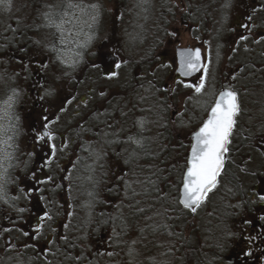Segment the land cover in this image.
I'll list each match as a JSON object with an SVG mask.
<instances>
[{
	"label": "rangeland",
	"instance_id": "rangeland-1",
	"mask_svg": "<svg viewBox=\"0 0 264 264\" xmlns=\"http://www.w3.org/2000/svg\"><path fill=\"white\" fill-rule=\"evenodd\" d=\"M100 1L83 0L85 4L100 5V17L98 24L95 25L96 39L94 44L85 51L84 62L74 71L55 62L54 54L46 47V45L53 42L52 31L42 26L43 21L40 16V13L46 10L45 5H56L58 10L63 0H11L10 9H5L0 5V103L12 95L15 89L18 96L16 97L14 112L19 117V133L15 141L18 149L15 153L16 159L12 162L14 167L9 169V178L14 182L9 183L7 186L9 198L18 196L19 199H10L9 204L0 201V211L4 209L17 213L18 208L26 204V198L17 184H19L20 177H26L28 174V158H24L23 151L27 153L25 148L27 139L32 133V127L24 116L31 110L32 100L27 98L22 101L21 97L26 92V87L28 90L32 89L38 81L42 83L46 79V87L49 89L54 88L56 93L54 96L46 97L48 107L58 109L63 106L67 108V111L61 113L59 120L51 124L50 128L63 132L64 136H68L66 137L67 141L71 137L76 138V135H79L81 149L83 150L80 162L77 164L76 169L72 171L71 181L58 182L64 186L71 184V191L69 192L68 188L65 187L66 195H61L62 199L72 200V203H70L72 210L70 211L73 215L68 217L71 219L66 233L69 237V245L66 246L63 241L58 240L57 244L52 246V250L56 254L54 256L48 255V260H53L52 264H58V259L61 260L60 264H150V258L147 257L145 252L151 254L152 251L154 253V250H146L147 248H144L142 240L136 236L137 233L128 228L127 220L124 218L127 209L123 206L121 196L117 193L118 187L112 185L114 181L112 177L119 174L118 158L126 153L128 144H132L128 141V137L136 134L141 136L140 139L145 143L148 154L139 149L140 152L142 151L139 156L142 158L145 155L150 160L145 162L141 160L142 166L137 170L141 173L138 184H134V178L129 175L128 179L125 178L126 180L121 183L123 196H125L124 200L127 197L135 196L139 189L144 188L148 184L151 174L157 169H165V174L168 176L166 179L167 185L164 186L166 191L160 185L162 191L159 193L161 195L167 193V198L168 196H175L184 165L185 153L187 152L188 134L204 118L205 104L210 103L214 98L213 92H216L222 85L234 84L240 92L241 104L245 112L242 117L243 123L250 124L254 133L258 132L261 124L264 123V52L261 50L262 43L252 44L249 40L241 42L237 51L231 52L227 45L231 40L229 37L227 40L226 37L229 33L228 28L234 26L225 24L222 30L217 31L221 20L217 23L216 20L221 16L222 1L224 16L227 14L225 19L227 18V22L230 23L241 14L243 2L253 0H240V3L236 0L235 2L238 5L231 11L229 9L234 0L213 2L209 0L210 5L207 8L212 15V21L208 32H204L205 38L203 40L208 47L207 51L210 52L208 57L212 59L209 68L207 92L198 95L194 93V90L186 89L181 84L176 83L175 91L171 95L169 92L163 91L161 93L157 89L172 88L173 81L170 80V77L167 78L168 68L161 67L162 64L168 63L167 60L162 58L159 60L157 56L165 48H171L166 40L169 36L167 33L171 31L167 21L171 13L174 14L175 11L179 10L180 0H148V3L142 6L139 0H125V11L120 10V14L113 5L107 4V9H105ZM170 2H174L175 9L169 7ZM226 4L229 6L226 7ZM118 15L125 16V20L121 24H119ZM39 24L41 25L37 27ZM262 26L263 23L259 22L258 27L261 28ZM31 30L33 34L30 33ZM85 31H87L86 28ZM223 37L224 40L222 41ZM177 38V45L180 47L185 46L188 40L190 42L191 40L200 41L197 31L190 28L187 33L180 29L177 36H175V39ZM218 38L221 43L217 40ZM108 39L121 40L120 59L127 61V65L119 70V77L112 80L100 77V71L92 69L90 67L91 62L86 61L88 57H92L91 51L96 48V44L101 40ZM242 44H248L252 48L248 47L251 49L242 51L240 49ZM72 47L74 48L75 45L73 44ZM254 51L255 53L251 54L253 57H250L248 54ZM139 52L140 54H138ZM139 56L143 57L140 63L142 75L137 77L136 73L139 71L137 57ZM41 62L48 64L47 69L39 68ZM238 64H245L244 71L237 73L235 75L237 78L233 81L228 69H234ZM25 65L28 67L26 68ZM219 67L221 68L220 72H218ZM108 70V68L105 69V71ZM65 72H70L71 75L65 76ZM87 74H94L93 89L96 92L104 90L106 85H110L111 82L115 89L119 88L120 81L124 83L122 94L126 95L125 101H119V98L113 101L116 107L122 109V118H124L122 122L111 124L112 126L108 127L110 124L108 120L104 116L98 115L94 118L98 119L99 126H97V123L92 125L89 123L77 131V125L83 121H94V119L88 120L86 117L92 112L95 101L88 98L87 106L78 103L80 96L86 95L87 82L91 81L86 78ZM85 75L87 76L85 77ZM195 81L196 76L190 79L188 83ZM159 93H161V96L164 95L160 101L157 100ZM42 94H45L44 90H42ZM188 95L192 96L190 101L187 100ZM71 96L76 97L72 104H61L65 97ZM168 97H173L175 100V108L168 107ZM138 102L142 107L141 119L146 121L142 133L138 132V125L135 121ZM21 105H24L23 108H21ZM178 108L184 111V116L178 117L175 115L171 117V113L176 112ZM76 111L80 113L79 119H77V116L72 115ZM171 118L173 119L171 120ZM0 122L7 126V117ZM112 141L116 142L113 143ZM59 142L60 140H58ZM243 144L244 147L240 152L242 154L252 151V154L249 155L252 158V163H246L242 166L245 171L240 170V173H243L246 179H243L245 178L243 176V178H240V183L245 189L251 186L253 182H259L261 185L260 191H264V174H260V171H264V155L254 150L249 141L245 140ZM134 146L136 145L134 144ZM130 152L128 151V154ZM97 154L102 158L97 160ZM172 164H176V167L172 168ZM126 170V173L129 171L133 175L136 172V167L129 166ZM253 173H256V175H253ZM50 174L54 176V172ZM43 188L45 187L42 186L41 189ZM236 189L233 185L226 187L221 183L193 216L178 208L177 203L173 205L176 210L174 208L172 213H179L177 218H180L181 221L186 219L187 222H191V230L195 227L196 231L199 232L201 241L209 247L211 243L216 244L215 248L210 247L212 249L210 252L203 250L205 253H203L202 258L206 257L207 264H214L217 260L219 261L227 252L226 245L232 242L233 200ZM43 191L41 195L44 196V202L55 203L53 195L59 198L57 197L58 191L48 188L43 189ZM90 192L94 193V196H90ZM105 192L107 195H105ZM102 199L104 201L108 200L114 205V213L117 212L118 218L113 216V218H108V221L104 217L97 218V214L104 215L100 213ZM54 206L56 205L54 204ZM215 208L219 209L216 217L211 214V211ZM106 213L111 215L109 207H106ZM161 215L156 218L151 216V219L148 220L149 228L147 231L153 229V226L158 229L155 233H152V241H150L155 243L154 254L156 257L154 256V259L157 264H169V259L173 258L174 253L172 249V258H168L170 256L168 247H171L168 240L171 236H165L160 231L168 232L171 230L170 233L173 234L176 229L180 228L173 226L172 229L171 222L174 223V216H172L173 218H161ZM93 218H95L96 227ZM90 221H92V226L94 222L95 235L91 230ZM205 224L207 225L206 228L198 229ZM163 225H167V228L162 227ZM49 226V223H45L43 231H49ZM14 227L17 228V226ZM113 229L116 230L118 235H113ZM186 229L184 228V235L188 232ZM63 232L64 229L59 231V235L64 234ZM44 236L46 234L43 232L41 239L38 241L40 246H38L36 254L32 255L26 250L29 256L21 260L18 256L24 257L25 253L20 254V252H26L24 249L17 250L16 254L15 251H6L0 254V264H45V261L38 260V257L43 255L40 249H42L41 242H43ZM19 238L18 236V239H14V241L25 243L27 240V238ZM49 239L48 236L46 241ZM133 241H135L134 245ZM220 241L224 242L225 246L218 247ZM33 242L38 243L37 241ZM71 245H75V247ZM57 246L60 249L59 252H56ZM118 247L122 250L120 251ZM130 248L135 249L133 255L129 254ZM108 251L114 254L109 256L106 254ZM76 256H79L80 259L76 260Z\"/></svg>",
	"mask_w": 264,
	"mask_h": 264
},
{
	"label": "snow or ice",
	"instance_id": "snow-or-ice-1",
	"mask_svg": "<svg viewBox=\"0 0 264 264\" xmlns=\"http://www.w3.org/2000/svg\"><path fill=\"white\" fill-rule=\"evenodd\" d=\"M140 5L148 3V0H139ZM0 5L5 9H10L11 0H0ZM226 7L229 5H225ZM179 7V5H177ZM46 10L40 13L43 21V27L48 28L52 31L53 42L50 45H46L48 50L54 54L55 62L59 65L68 69L76 70L80 64L84 62L85 51L90 49L96 39L95 25L99 22L100 17V5L98 4H85L83 0H63L57 10L56 5H45ZM264 11V7L261 9ZM257 9H253V12ZM252 16H248V23L242 24L241 27L245 28L246 31H251L254 25L251 23ZM39 26V25H38ZM85 28L87 31H85ZM173 37L177 36L176 31L167 33ZM249 40L248 35L241 34L239 36L240 42H247ZM39 43V41H37ZM253 43L260 44L264 43V35H260L253 38ZM75 45L73 48L72 45ZM107 45L103 48L91 53L92 56L97 57L96 62L91 63V67L94 69L105 68V62L107 64L108 71L104 72V78L112 80L119 77V70L127 64L126 60L122 59H111L114 52L111 50L105 51ZM236 51L237 49H233ZM248 49L245 48V51ZM174 60L178 63L177 71L181 77H191L194 74L199 73L196 76L195 82L186 83L184 80H177L175 83L183 85L186 89L194 90L195 94L203 95L207 92V84L209 77V67L211 64L210 57L205 58L202 55L201 48H176L174 50ZM27 68L28 66L25 65ZM48 64L41 62L39 64L40 69H47ZM161 67L170 68L172 64H162ZM243 72L244 69L240 68ZM65 76H70V72H65ZM236 76H232V80H236ZM40 89L44 90V95L40 96L39 99L44 101L46 97L54 96L55 89H49L46 87L47 80L45 79L42 83L37 82ZM157 91L173 92L175 89L163 88L157 89ZM100 95L103 97L106 95L105 92H101ZM213 99L210 103H206L204 107L205 116L201 119L196 130L191 133V141L189 145V152L184 157V165L181 171L179 180V187L177 188V203L182 206L183 209L196 213L197 210L203 205L208 199L209 195L213 193L221 184L222 179L227 175V166L234 163L232 159L233 153H239L244 147L243 141H249L251 147L258 151L261 155H264V123L261 124L258 132H252L251 125H246L242 121V117L245 112L241 104L240 93L234 86L229 83L228 85H222L221 89L217 92H213ZM18 93L13 90L12 95L8 96L5 101L0 103V121H3L5 117L8 119V125L5 126L0 122V201L5 204L10 203L11 200L19 199L18 196H12L9 198L7 186L9 183L14 181L9 178V169L14 167L13 161L16 159L15 153L18 146L15 141L18 137L19 128V117L15 115L14 108L16 104V97ZM76 99L75 96L65 97L62 101V105H70ZM192 99L191 95L187 96V100ZM87 106V101L82 102ZM172 107V105H168ZM186 107V104H185ZM47 111V110H45ZM67 111L66 107L61 106L59 112L63 113ZM184 111L177 109L174 115L178 117L184 116ZM43 124L41 128L33 133V143L36 144L42 153V160L38 168H34L30 173V179L34 182V186L25 190L20 188V191L24 194L25 198L31 199L34 192H42L43 189L39 188V185L52 184L55 188H61L63 185L56 183L55 177L52 174L46 175L43 179H38V172H43L44 169L51 170L52 165L59 160L58 153L64 152L68 148L67 142H62L58 147L55 143L56 137L50 131L49 125L57 122L59 116L50 118L48 115L42 117ZM146 121L143 119L137 121L138 132L142 133L145 127ZM112 125L109 124L108 127ZM128 141L137 145V147L148 154L147 147L142 139H137L134 136H129ZM115 143L116 141H112ZM47 150L46 152L44 150ZM28 156H35V151L27 152ZM132 156H136L137 153L133 151ZM102 157L97 154V160ZM248 159H251L249 156ZM80 162L77 156L75 160L70 161V168H64L57 163L59 171L63 172L64 175L60 177L61 181H71L72 171L76 169L77 164ZM128 161H125L127 163ZM246 162V161H244ZM102 166V165H101ZM172 168L176 167V164L171 165ZM241 171H245L241 168ZM256 175V173H253ZM118 179H122L119 177ZM149 184L155 185L156 181H149ZM67 187L69 192L71 191V184ZM90 196H94V193H89ZM167 193L162 195L159 194L158 200L166 199ZM255 195L259 202L264 204V191L256 192ZM38 199L43 200L44 196H39ZM14 206V205H12ZM63 207V206H62ZM70 207V206H69ZM138 212L143 213L144 208H137ZM170 206L165 209V212L170 211ZM19 213H24L25 208H18ZM159 215V213H157ZM72 212L66 211L65 216L71 217ZM23 223L28 224V230L23 227L20 228H8L4 227L2 233H9L12 231H19L23 237L27 240L23 244L24 249H35L36 244L33 241H39L41 239L45 222L52 221L54 217L49 211L45 210L37 217L35 226L30 224L27 220H23L22 217H18ZM151 219V217H149ZM259 221H264V212L258 216ZM245 223H252L251 220H246ZM70 221L62 225L64 234L57 236L55 239H51L47 242V247L40 249V252L44 255L45 264H52V261L48 260V255H55L52 246L57 244V241H63L66 246L69 245V237L66 234L69 228ZM162 227L167 228V225ZM264 227V225H262ZM154 232L158 229L153 226ZM56 232V229H52ZM143 232V229H141ZM0 233V238L4 239L5 251H17L18 246L13 243L7 237H3ZM113 235H118L116 230L113 229ZM171 235V233H169ZM250 239L255 240L256 237ZM135 241H133V245ZM75 247V245H71ZM60 249L57 246L56 252ZM135 252L134 248L129 249V254L133 255ZM107 255L111 256L114 253L107 252ZM246 255H252L249 251ZM70 258V257H69ZM76 260L80 257L76 256ZM152 264H157L153 258Z\"/></svg>",
	"mask_w": 264,
	"mask_h": 264
},
{
	"label": "flooded vegetation",
	"instance_id": "flooded-vegetation-1",
	"mask_svg": "<svg viewBox=\"0 0 264 264\" xmlns=\"http://www.w3.org/2000/svg\"><path fill=\"white\" fill-rule=\"evenodd\" d=\"M208 1L209 0H180L179 10L175 11L174 14L171 13V15L169 16V19L167 21L168 27L171 29L169 33H171L172 31L179 32L180 29H183L184 33H187V31L190 28L193 31H197V36L200 38V41L198 42L192 41L190 39L191 42L188 40L185 46H181V47L177 45L178 38L175 39V37L169 35L168 39H166L169 47L171 46V48H165L164 50L160 51L157 57L159 60L161 58L166 59L168 62L166 64H172V67L168 68V77H167V78L170 77V80L173 81L172 89H175V85H176L175 81L182 79L176 72L177 65H176V61L173 58L174 50L176 48L199 47L201 48L202 55L205 58H208V53L210 54V52L207 51L208 47L206 46V43L203 41L205 38L204 32L205 31L208 32V29L210 28L209 27L210 22L212 21L211 19L212 15L210 14L207 8L210 5V2ZM210 1L213 2V1H220V0H210ZM235 1L236 0H234V2L231 4L230 6L231 8L229 9V11H231V9L234 10V8L238 5ZM100 3L103 5V7H105V9H107L106 8L107 4L113 5V7H115L119 11V14H120V10L121 11L125 10V6H124L125 0H101ZM238 3H240V0H238ZM170 4L171 5H169V7L171 6V8L175 9L174 2L173 3L170 2ZM262 7H264V0H258V1L253 0L251 2L244 1L243 6H242L243 10L241 11V14L238 17H236L232 22L228 23L227 18L225 19V17H227V14L224 16V12H223L224 4L222 1V5L220 8L221 16L220 18L216 20V23L217 21L221 20L219 27L217 28V31L222 30L225 24L227 25L232 24L234 26V27H231L230 29L228 28L229 33H228V36L226 37L227 40H228V37L231 40L229 44H227L228 49L231 52H234L233 49H238V46L241 42L237 43V41L239 40V36L241 34L248 35L249 41H251L252 44H255L253 43V38H256L260 35H264V11L259 10ZM253 9H257V11L253 12ZM249 15L252 16L251 23L254 25V27L252 28L250 32L246 31L245 28L241 27L242 24L248 23ZM117 18L121 19V16L118 15ZM259 22L263 23V26L261 28L258 27ZM224 37L222 38V41L224 40ZM217 40H219V43H221L219 38ZM120 42H121L120 39L101 40L98 44H96V48L93 51H91V53L103 48L104 45H107V47L104 48V50L105 51L111 50L114 52V55L111 59H120L121 58L120 51L122 50ZM248 47L252 48V46H249L248 44L246 45L242 44L240 49L242 51H245V48H248ZM251 48H248V50ZM261 50L264 52V43H262ZM252 53H255V51L250 52L248 55L250 57H253L251 55ZM138 54H140V52ZM142 58L143 57L141 56L137 57V68L139 69V71L136 73L137 77L142 75L141 74L142 66L140 65V63L142 62ZM97 60L98 58L94 56L92 57L90 56L88 58V62H91V63L96 62ZM210 60L212 61L211 58ZM108 63L109 61L105 62V65H106L105 68L98 69L100 71V77L102 76L104 78V72H105V69L108 68L107 67ZM244 67H245V64H238L236 67H234V69H228V73L231 74L232 76L236 75L237 73L240 72V68L244 69ZM220 69L221 68L219 67L218 72H220ZM93 75L94 74L88 75V79L91 81L87 82V86L85 90L86 95L84 94L80 96V99H78V103L81 104L82 106H85L82 102L87 101L88 98L93 99L95 101V106L92 112L88 114V116L86 117V119L88 120L94 119V121L92 122L83 121L82 123L77 125V131L79 130V128L84 127L86 126V124H89V123L90 125L97 123L98 124L97 126H99L100 124L98 122V119L94 118V117H97L98 115L104 116V118H106L108 120V123L110 124H118L122 122L124 119L122 118L123 117V114L121 112L122 109L116 107V104H113V101L118 98H119V101L121 100L125 101L126 95L124 96L122 94L124 83L120 81L119 88H116V89L112 86V82L110 85L108 86L106 85L105 89L102 90L103 92L106 93V95L102 97L100 95L102 91L96 92L93 89V82H94ZM184 81L186 83L189 82V80H184ZM135 88L136 90H138L136 86ZM25 89H26V92L23 93L21 100L25 101L27 98L32 100V108L24 116V118L28 119L27 121L30 122V125L32 127V133L27 139V145L25 149L27 150V152L35 151L36 155L28 156L26 155L25 151H23L24 158L25 157L28 158V166H29L28 174L26 177H20L19 184L17 185L19 189L24 188L25 190H27L34 186V182L29 178L30 173L34 168L39 167L41 160H42V153H41L40 148L36 144L33 143V133L36 130L41 128V125L43 124L42 117L44 115H48L50 118H52L57 115L60 116L61 112H59V108L56 109L54 107L53 108L48 107L49 104L47 103L48 101L47 98L44 101H41L39 99V97L43 96L44 94H42V89H40L38 85L34 86L32 89H29V90L27 89V87ZM162 92L163 91H161V93ZM161 93H159V96H158L159 100H162L164 96V95L161 96ZM169 94L171 95L172 92H169ZM168 104L172 105V107L175 108L176 102L173 99V97H168ZM23 106L24 105H21V108H23ZM141 113H142V107H141V104H139L138 102V108L136 109V115H135L136 123L137 121L141 120V116H142ZM72 115L77 116V119H79L80 113L79 111H76V112H73ZM50 127L51 125H49V129L56 137L55 143L57 144V146L59 147L62 142H67L68 148L64 152L59 153L60 160H58L56 163L52 165L51 170L44 169L43 172H38L37 178L43 179L46 175L50 174L51 172H54L55 181L56 183H58L59 181H61L60 177L64 175V173L59 171V168H57V163L64 168H70L71 165L69 162L75 160L77 156L79 157V159H81V157L83 156V150L81 149V145H80L81 139L79 138L80 137L79 135H76V138L71 137L69 141H67L66 137L68 136H64L63 132H60L57 129L52 130ZM134 137L137 139L141 138L139 134L134 135ZM58 140H60L59 143H58ZM44 151L46 152L47 150L45 149ZM250 154H252L251 151H247L246 153H242V154L241 152L233 153L234 157L236 158H244L246 156H249ZM236 168L237 170H240L238 161H237ZM240 178L241 177L237 175V183H236L237 191L235 193V198L233 200V218H232L233 230L231 232L232 237H233L232 242L229 245H226L227 247L226 254H224L222 258L219 261L217 260L214 264H218V263L219 264H264V227H262V225H264V221L258 220V216L262 212H264V204L259 202L257 199V196L255 195L256 192H260L261 185L259 184V182H254L251 186L248 187V189H244L242 186V183H240ZM42 186H44L45 188L51 189L53 191H58L57 197L59 198H56L55 195H53L55 203L44 202V200L38 199V197L41 196V192H34L32 195V198L31 199L26 198V204L24 206H21L25 208L24 213L22 214L19 212L13 213L12 211H6L2 209L0 211V233H2V229L4 227L11 228V227L17 226V228L23 227L25 230H28V224L23 223L22 220L18 219V217H22L23 220H27L30 224L35 226L37 217L40 214H42L43 211L47 210L54 217V219L52 221L45 222V223H49L50 226H49V231L47 230L43 231L46 234V236H44L43 242H41L42 249L47 247V242L49 240L55 239L57 236H59V231L63 230L62 225L65 223H68L71 219L65 216V212L72 210L71 205H70V203H72L71 202L72 200L70 201L68 199L61 198V195H66V189L64 185L60 189L55 188L54 185L51 186V184L39 185L38 187L42 188ZM54 204L56 206H54ZM93 219L95 222V218ZM246 220H251L252 223L250 224L245 223ZM16 222H19V223L15 224ZM90 222H91V225H90L91 230L93 231L95 235L94 222H93V226H92V221ZM95 227H96V222H95ZM53 228L56 229V232L52 231ZM2 236L7 237L13 243H15L18 246L19 251L24 249L23 242L14 241V239L16 240L18 239V236L20 238L22 237L23 239L26 238V237H23L19 231L2 233ZM48 236L50 237V239L46 241ZM251 237H256V239L252 240L250 239ZM35 244H36L35 249H24V250L25 251L28 250V252L32 253V255L36 254L38 246H40L39 245L40 243L38 242ZM218 245H219L218 247L225 246V243L220 241ZM215 247H216V244L214 248ZM249 251L252 253V255H246V253ZM3 252L4 253L6 252L5 246H4V239L0 238V254ZM28 252L27 251L20 252V254L25 253V255L24 257H21V256H18V257H20L21 260H23L25 259L26 256H29ZM15 254H16V251H15ZM38 260L45 261L44 255H41L40 257H38ZM50 261H53V260H50ZM60 262L61 260L58 259V264H60Z\"/></svg>",
	"mask_w": 264,
	"mask_h": 264
},
{
	"label": "trees",
	"instance_id": "trees-1",
	"mask_svg": "<svg viewBox=\"0 0 264 264\" xmlns=\"http://www.w3.org/2000/svg\"><path fill=\"white\" fill-rule=\"evenodd\" d=\"M40 25L41 24H39V26ZM30 33H32V30ZM128 151H131V152L128 154ZM133 151L137 152L136 156L131 155ZM141 153L142 151L140 152L139 148H136L134 144L132 145L129 143L126 153L122 154L123 156L118 158L119 159V163H118L119 174L116 177L114 176L112 177L115 182L113 181V179L111 180V182L113 181L112 185L114 184L115 187H118L117 193H119V195L121 196L120 199H122V204L127 209V213L124 218H126L127 220L128 228L131 230L133 229L134 232L137 233L136 236L140 240H142L144 248H147L146 250H151V251L154 250V253H155V243L150 242V241H152V235H153L152 233H155L156 231L154 232L152 229H149V231H147V229L149 228L148 226V220H150L149 217L155 216L154 218H156L158 216L157 213H159V215L163 214L161 215V218H173L172 216H174L175 218L173 220L174 223L171 222L172 229H173V226L178 227L180 229L178 230L176 229V231L170 235L171 238H169V240L167 239L169 244L171 245V247H168L169 248L168 251H170V256L167 254L169 256L168 258H172L171 251L172 249L174 250L173 258L171 260L169 259V264H205L206 257L204 256V258H202L203 253H205L203 252V250H207L208 252H210V250H212L210 249V247L212 246L214 247L215 243H211V246L209 247L207 244H205L203 241L200 240L201 237L199 236L198 234L199 232L196 231L195 227L193 228V230H191V222H187L186 219L181 221L180 218H177V215H179V213H174L176 215L175 217V215L172 213L174 208L176 210V207H173L175 203L174 196L173 197L168 196V198L162 199V200L157 199L158 190L159 192L162 191L159 187L160 185H162L163 190L166 191L164 186L167 185L166 179L168 176L165 174V169H157L154 171L153 174H151L149 181L150 180L156 181L155 185L149 184V181H148V184L144 188H142L141 190L136 189L138 191H137V194H135V196L130 197V198L127 197L124 200L125 196H123L121 183L126 180L125 178L128 179V175H129L131 178H134V184H138V181H139L138 179L141 173H139L137 170H139L140 167L142 166L141 160H143V162H145L146 160L147 161L150 160L145 155H143L142 158H140L139 155ZM125 161H128V162L125 163ZM234 161L244 162L243 158H240L237 160L234 159ZM243 165H246V163H242V165L240 166H243ZM129 166L136 167V172L135 174H133L134 176L129 171L127 172L128 174L126 173L127 171L126 169ZM236 167L237 166L234 163L227 166V175L221 181V183L226 185V187H229L231 185H233L234 187H237V184H236L237 176L236 175H238L239 171L236 170ZM119 177H122V179H118ZM159 194L161 195V193ZM105 195H107V193ZM101 201H102L101 203L102 207L100 209V213L104 215L100 216L99 214H97V218L104 217L108 221V218H113V216H117L116 215L117 212L114 213V208H113L114 205H112L110 201L108 200L104 201V199H102ZM169 206L171 210L168 211L169 213L165 212V209L168 208ZM106 207L110 208L111 215L106 213ZM177 207L180 208L179 206ZM137 208H144L145 211L143 213H140L136 210ZM218 210H219L218 208H215V210L211 211V214L214 217H216V215L218 214ZM214 219H217V218H214ZM206 227L207 225L205 224L204 226L198 229L201 230ZM184 228L188 231L186 232L185 235L183 232ZM141 229H143V232H141ZM170 231L168 232L170 233ZM160 232L165 236L169 235L167 231L162 230ZM118 249L120 251L122 250L120 247H118ZM154 253L153 251L151 254L149 252L148 253L145 252V254H147V257L150 258V264H152L153 258L155 256ZM186 253H188L187 256H186Z\"/></svg>",
	"mask_w": 264,
	"mask_h": 264
},
{
	"label": "water",
	"instance_id": "water-1",
	"mask_svg": "<svg viewBox=\"0 0 264 264\" xmlns=\"http://www.w3.org/2000/svg\"><path fill=\"white\" fill-rule=\"evenodd\" d=\"M188 78V77H187Z\"/></svg>",
	"mask_w": 264,
	"mask_h": 264
}]
</instances>
